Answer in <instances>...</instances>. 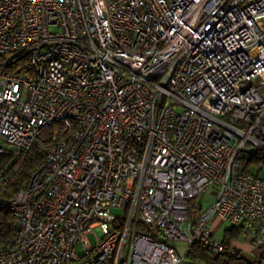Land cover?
Here are the masks:
<instances>
[{
  "label": "built area",
  "instance_id": "1",
  "mask_svg": "<svg viewBox=\"0 0 264 264\" xmlns=\"http://www.w3.org/2000/svg\"><path fill=\"white\" fill-rule=\"evenodd\" d=\"M32 147L42 161L6 197ZM259 151L264 0H0V212L15 223L0 264H183L196 239L241 253L216 218L264 260L262 165L244 170Z\"/></svg>",
  "mask_w": 264,
  "mask_h": 264
},
{
  "label": "trees",
  "instance_id": "2",
  "mask_svg": "<svg viewBox=\"0 0 264 264\" xmlns=\"http://www.w3.org/2000/svg\"><path fill=\"white\" fill-rule=\"evenodd\" d=\"M43 156L36 147H32L28 151L22 152L18 157V162L22 164L21 173L15 177L6 189V197L13 195L20 189L27 186L33 169L42 161ZM262 165V169L255 172V175L264 177V151H259L253 155L244 166V170ZM203 206L196 205L195 200L190 202V216H194L202 211ZM140 234L155 237L152 230L148 227L140 226ZM15 230V223L12 216L5 212H0V242L7 244L10 242L12 234ZM244 227H231L225 229L222 240L224 244H231L242 238ZM183 264H264V260H256L239 252L234 254L214 253L208 247H205L200 240H194L187 251L186 261Z\"/></svg>",
  "mask_w": 264,
  "mask_h": 264
},
{
  "label": "rangeland",
  "instance_id": "3",
  "mask_svg": "<svg viewBox=\"0 0 264 264\" xmlns=\"http://www.w3.org/2000/svg\"><path fill=\"white\" fill-rule=\"evenodd\" d=\"M213 198H212V194H210L209 192H207V193H205V194H203V195H201L199 198H197L196 200H195V204L196 205H201V206H203V208L204 209H206V208H208L211 204H212V200ZM113 213H115L116 211H112ZM212 229H214V235H213V237L215 238V239H218V240H220L221 238H222V236H223V232H224V230L227 228V225L226 224H223V225H221L219 228L218 227H216L217 225H216V223H215V221L212 223ZM99 234V233H98ZM88 240H89V242L91 243V244H94L95 243V238H94V236L93 235H89L88 236ZM243 241H245L243 238H240L239 240H238V242H243ZM176 246L178 247V248H181V245H177L176 244Z\"/></svg>",
  "mask_w": 264,
  "mask_h": 264
},
{
  "label": "crops",
  "instance_id": "4",
  "mask_svg": "<svg viewBox=\"0 0 264 264\" xmlns=\"http://www.w3.org/2000/svg\"><path fill=\"white\" fill-rule=\"evenodd\" d=\"M214 221L217 225L216 227H218V228L224 224L220 219H217V218L214 219ZM212 231L214 233V229H212ZM233 245L237 246L241 250V254L249 256V257L254 258V259L256 258L255 257L256 255H254L255 251L252 249V247L246 241H243V242L236 241V242H233Z\"/></svg>",
  "mask_w": 264,
  "mask_h": 264
}]
</instances>
